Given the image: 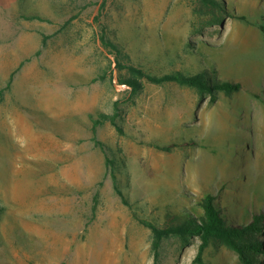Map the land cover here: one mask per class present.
<instances>
[{"label": "rangeland", "instance_id": "1", "mask_svg": "<svg viewBox=\"0 0 264 264\" xmlns=\"http://www.w3.org/2000/svg\"><path fill=\"white\" fill-rule=\"evenodd\" d=\"M214 1L0 0V264H196L201 239L177 235L155 262L144 222L195 217L209 194L229 224L264 227V0ZM102 34L149 74L242 89L134 92ZM102 114L121 130L95 135ZM204 259L242 264L219 241Z\"/></svg>", "mask_w": 264, "mask_h": 264}, {"label": "trees", "instance_id": "2", "mask_svg": "<svg viewBox=\"0 0 264 264\" xmlns=\"http://www.w3.org/2000/svg\"><path fill=\"white\" fill-rule=\"evenodd\" d=\"M212 5L222 6L218 1L205 0ZM105 4L101 6L103 9ZM101 9V10H102ZM264 17V16H263ZM40 17H32V19H39ZM263 31H264V25ZM47 39L43 41V46L46 45ZM102 44L114 52L116 57V65L119 69L129 70L135 78L126 79L122 81L124 84H128L137 92L140 89V82L138 78L147 79L155 84L164 83H177L180 85L188 86L197 89L202 95L208 94L211 96L213 102L217 100L218 94L221 92L231 94L239 92L242 89V84L239 82H233L232 80L213 79L209 69L201 70L195 74H187L181 71L165 74L163 76H155L147 73L143 68L135 65L126 64L124 61L128 57L125 55L123 49L115 42L109 39L105 34L101 36ZM209 65L211 64L210 61ZM20 70V67L10 75L8 81L7 90L11 89L12 83L15 79L16 72ZM5 88V89H6ZM5 89L1 91L3 95ZM4 96V95H3ZM102 119L94 120L93 131L97 134V128L99 125L106 121H111L118 130H121L116 122V116H110L106 114L101 115ZM98 144L102 145V143ZM109 161V160H108ZM121 195L122 192L118 191ZM202 213L197 214L195 217L188 215L187 219L180 223H173L164 228L158 227L155 224L144 222V225L151 228L153 231V251L155 256V262L159 258V251L164 239L170 236H180L184 239L189 237H199L201 244L199 251L195 259L196 264H207L204 259V253L209 247L212 241H219L225 244L227 247L235 251L242 262V264H256L259 254H264V242L258 238V233L264 227L260 224L261 217L255 216L254 221L249 225H231L228 223L223 210L218 206L214 195H207L201 202Z\"/></svg>", "mask_w": 264, "mask_h": 264}]
</instances>
